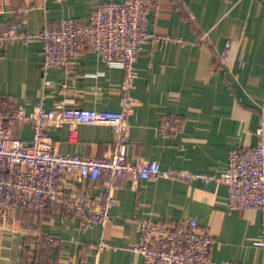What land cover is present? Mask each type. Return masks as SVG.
Wrapping results in <instances>:
<instances>
[{"label":"crops","instance_id":"obj_1","mask_svg":"<svg viewBox=\"0 0 264 264\" xmlns=\"http://www.w3.org/2000/svg\"><path fill=\"white\" fill-rule=\"evenodd\" d=\"M100 1L109 0H4L0 20L19 21L29 37L0 46V96L33 112L40 99L47 108L120 110L127 94L129 162L144 158L162 168L224 172L229 150L253 146L258 119L264 118V0H156L147 29L162 39L141 44L127 92L120 89L123 68L90 48L63 68L42 67L43 41L36 35L45 20L71 17L84 25ZM23 6L25 15L16 16ZM167 115L179 119L172 135L157 130ZM46 131L56 149L69 154L104 155L114 140L103 123L79 124L74 140H68L66 124ZM12 132L30 138L33 130L24 122ZM64 181L71 191H101V179ZM116 197L105 223L85 227L60 208L37 215L17 208L13 219L0 225V264H142L132 249L139 221L188 217L212 236L214 260L264 264L261 211L229 209L223 182L126 175ZM101 241L108 247L97 252Z\"/></svg>","mask_w":264,"mask_h":264},{"label":"built area","instance_id":"obj_2","mask_svg":"<svg viewBox=\"0 0 264 264\" xmlns=\"http://www.w3.org/2000/svg\"><path fill=\"white\" fill-rule=\"evenodd\" d=\"M3 5L4 0H0V13ZM156 6V0L100 1L84 25L71 17L45 20L36 35L43 41V69L63 68L73 56L90 48L107 64L123 68L125 74L120 89L127 92L136 76L135 63L141 44L148 39H162L147 29L148 14ZM26 11L27 7H18L15 15L22 17ZM26 37L29 36L21 30L19 21L0 20V46ZM121 105L120 110L47 108L40 99L34 111L27 112L0 96V225L10 222L17 208L35 215L45 208H60L75 216L80 226L103 224L117 201L118 181L126 175L135 179L166 177L200 179L204 183L220 181L227 188L229 209H259L264 218L263 117L258 119L255 130L256 143L229 150L224 172H190L162 168L157 161L144 158L129 162L126 116L132 100L127 94L121 99ZM24 122L32 126L30 138H20L12 132L14 126ZM97 123L107 124L114 133L110 150L99 156L60 152L46 131L49 126L66 124L67 138L74 140L79 124ZM178 129L179 119L173 115L165 116L157 127L162 135H172ZM65 178L91 182L101 179V191L93 194L83 187L71 191L65 185ZM260 241L264 243V235ZM212 244V236L200 229L192 217L170 223L143 218L139 221L138 241L132 249L141 254L142 264H241L234 259L214 260L210 254ZM106 247L108 243L101 241L97 252Z\"/></svg>","mask_w":264,"mask_h":264}]
</instances>
